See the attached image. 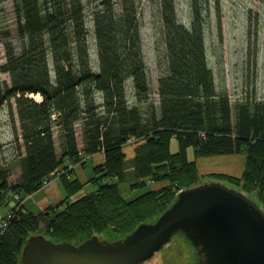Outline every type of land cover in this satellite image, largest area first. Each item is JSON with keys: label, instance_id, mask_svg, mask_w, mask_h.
<instances>
[{"label": "trees", "instance_id": "16d2710c", "mask_svg": "<svg viewBox=\"0 0 264 264\" xmlns=\"http://www.w3.org/2000/svg\"><path fill=\"white\" fill-rule=\"evenodd\" d=\"M13 2L24 42L20 50L5 44L0 107L8 104L12 112L16 105L21 175L13 185L12 166L0 164V205L7 192L22 199L39 192L44 180L69 161L85 165L83 159L99 153L105 161L94 167L100 177L87 180L98 185L91 194L77 195L87 183L71 173L70 179L61 176L66 197L59 205L37 215L14 206L11 224L0 234V264H24L21 255L33 235L79 245L103 233L109 241L123 240L141 224L155 223L181 190L201 179L196 161L188 158L189 147L197 158L244 155L241 176L214 177L255 194L264 210V102L246 100L233 108L229 95L217 92L205 45L203 12L209 0H193L189 25L178 22L175 0H160L165 69L158 81L159 105L146 70L138 0H101L94 9L97 70L83 0ZM2 73L10 75L11 85L1 80ZM31 94H40L41 101ZM175 136L180 149L173 154ZM133 139L128 158L124 148ZM129 169L137 180L134 188L148 181L165 185L126 199L122 184ZM194 253L192 263L198 264Z\"/></svg>", "mask_w": 264, "mask_h": 264}, {"label": "rangeland", "instance_id": "374dc122", "mask_svg": "<svg viewBox=\"0 0 264 264\" xmlns=\"http://www.w3.org/2000/svg\"><path fill=\"white\" fill-rule=\"evenodd\" d=\"M83 2L87 16L86 21H88L89 27L92 61L97 70L98 55L96 52L92 14L94 9L99 7L101 0H83ZM138 2L140 6L139 23L142 35V50L146 70H148L147 74L151 84L152 98L159 105L158 81H160L159 77L161 72L165 69V38L160 0H138ZM192 5L193 0H175L177 20L179 23L191 24L193 19ZM203 14L208 64L214 75L213 78L215 79L217 92L219 94L227 93L233 108L238 102L246 100L252 101L253 103L264 102V0H209L207 9L204 10ZM6 42L12 43L17 50H20L21 44L24 42L18 31V21L13 0H0V66L7 60L5 57ZM51 66L53 67V65ZM54 74L55 72L52 70L53 79H55ZM1 80L7 81L11 85L9 74L2 73ZM127 90L129 97L133 101L132 95L134 90L132 83L129 81ZM29 97H34L38 101H41L42 98L40 94H31ZM15 108V103H13L12 112L8 104L0 107V164L3 166L5 164L8 167L12 166L10 181L13 185L18 182L21 175V170L16 161L17 143L15 137L16 133L20 136L21 131L19 130L20 122L17 109ZM12 116H14V122ZM233 116H235V110H233ZM78 137L81 142L80 134ZM133 141L134 139L131 140L130 145L128 144L124 148L125 152L130 154L128 158H131L133 153V144H135V141ZM178 142L179 140L176 136L172 138L171 152L173 154L177 153L180 149ZM59 147V143L57 142V149ZM187 153L190 161H196L201 175L199 183L194 185V187L212 181L220 182L255 199V194H247L240 186L225 179H217L214 177L217 173L241 176L245 165L244 160H246L244 155L211 156L213 157L212 162L216 163L209 162L206 168L214 167L215 172L207 171L206 173L203 171L204 166L200 165L199 159L195 155L194 148L189 147ZM91 157H86L82 160V162L85 161V165H82V163L78 165L77 163L69 161L68 163H71L72 166L62 168L60 169L61 171L55 172V175L49 180L50 183L48 185L57 182L62 186L60 182L61 176L66 174L70 176L71 173L77 170L75 168L77 166L79 168L82 167V169L88 172V178H85L81 174V179L86 183L87 180L100 177L94 171V160H91ZM206 158L208 157H203L202 159L206 160ZM202 166L203 168L200 171ZM127 173V182L122 184V188L124 189L123 195L126 199H134L153 188L150 184L155 182L151 181H148L149 185L147 186L134 188L132 184L137 180L134 177L133 170L129 169ZM68 178L70 179L71 176ZM77 179L79 178L77 177ZM86 186L77 195L91 194L98 189V185L93 182L87 183ZM44 187L46 186L43 185L40 191H44ZM160 187L162 188L164 185H160ZM61 188L64 189L63 186ZM15 195L18 196L17 199L14 198ZM26 198L22 199L19 194L12 191L7 192L0 205V207L6 209L4 217L11 212L14 206L21 208ZM183 233L185 234V232L181 231L174 233L169 242L164 244L151 258L144 260L140 264H193L192 262L196 259L194 253L196 247L192 242L187 240L186 234L184 235ZM98 236L104 241L111 239L104 233Z\"/></svg>", "mask_w": 264, "mask_h": 264}, {"label": "water", "instance_id": "95a60500", "mask_svg": "<svg viewBox=\"0 0 264 264\" xmlns=\"http://www.w3.org/2000/svg\"><path fill=\"white\" fill-rule=\"evenodd\" d=\"M155 223L141 224L123 240L98 235L79 245L33 235L24 264H140L174 233L185 232L199 254L198 264H264V210L241 191L220 182L181 190ZM184 234V233H183Z\"/></svg>", "mask_w": 264, "mask_h": 264}, {"label": "crops", "instance_id": "0c3cea01", "mask_svg": "<svg viewBox=\"0 0 264 264\" xmlns=\"http://www.w3.org/2000/svg\"><path fill=\"white\" fill-rule=\"evenodd\" d=\"M213 157H216V156H213ZM213 157H208L206 158V160L202 159L203 157L198 158L200 165L204 166V168L203 166L200 168V171L203 168V171L206 173L207 171L215 172L213 169L214 167L206 168L207 163L209 162L216 163V162H212ZM92 159L94 160V167L98 165L101 166V164H103L105 161L104 153H99L97 155H94L91 157V160ZM76 168L77 170L75 169L76 171L74 172L73 178L78 177L79 179H81V174H83L85 178H88V172H86L85 169H82V167L79 168L78 166ZM81 181L83 180L81 179ZM160 185H165V184L164 182H159V183L155 182V183L150 184V186L153 187L154 189H160L161 188ZM61 187L62 186H60V183L54 182L50 184V186L45 188L44 191L35 192L30 195L28 194V196H26L27 198L25 197L26 199L24 203V211L32 212L34 214H39L40 212H43L45 209L59 204L60 201L62 202L64 198L66 197L65 191H63L64 189H62ZM5 214H6V209H4L3 207H0V221L2 220Z\"/></svg>", "mask_w": 264, "mask_h": 264}, {"label": "built area", "instance_id": "2783aa9c", "mask_svg": "<svg viewBox=\"0 0 264 264\" xmlns=\"http://www.w3.org/2000/svg\"><path fill=\"white\" fill-rule=\"evenodd\" d=\"M67 165H68V167L72 166L71 163H68ZM54 173H55V172H53V173L50 175V178H49V179L46 178V179L44 180V182H43V184H42V187H43V185L46 186V187L50 186V185H48V184L50 183L49 180H51V178L55 175ZM68 177H70V176L68 175ZM47 185H48V186H47ZM46 187H44V188H46ZM11 195H12V194H11ZM14 198L17 199L18 196L15 195ZM13 208H14V207H13ZM15 209L17 210L18 207H16ZM13 213H14V212H13L12 209H11V212L8 213V215H6L5 217H3L2 220L0 221V234H3L4 232H6V230L9 228V226H10L9 224H11V221H12L13 216H14Z\"/></svg>", "mask_w": 264, "mask_h": 264}]
</instances>
